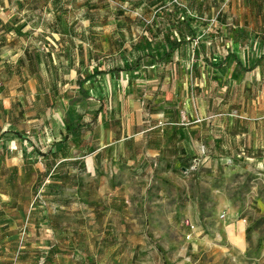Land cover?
<instances>
[{
	"label": "rangeland",
	"instance_id": "obj_1",
	"mask_svg": "<svg viewBox=\"0 0 264 264\" xmlns=\"http://www.w3.org/2000/svg\"><path fill=\"white\" fill-rule=\"evenodd\" d=\"M25 50L30 71L50 64L61 90L70 64L81 76L132 66L122 75L172 78L161 87L188 154L166 165L105 152L94 174L86 130L42 164L24 160L19 138L12 150L26 166L0 174L12 193L0 199V264H264V0H0V64ZM231 53L257 66L237 77ZM40 81L52 91L47 73ZM54 101L31 109L41 132ZM56 153L80 165L55 166Z\"/></svg>",
	"mask_w": 264,
	"mask_h": 264
},
{
	"label": "crops",
	"instance_id": "obj_2",
	"mask_svg": "<svg viewBox=\"0 0 264 264\" xmlns=\"http://www.w3.org/2000/svg\"><path fill=\"white\" fill-rule=\"evenodd\" d=\"M234 57L245 67L232 53L226 58V62L232 59L235 64ZM40 65L45 71L40 68L31 72L30 64H0V174L4 175L6 180L14 175L16 169L20 171L21 167L26 166L23 164L24 160L33 159L32 163L35 164L46 163L48 154L53 152L50 149L52 146L62 149L64 141L77 142V136L83 130H86L85 139L89 141L83 157L84 166L87 169L86 163L89 161L94 174L100 169L101 161L98 158L105 152H110V156L127 158L133 163L139 162L140 159H149L148 161L154 164L169 165L173 164L175 159H185L188 154L184 151L185 140L182 138L181 141H175L174 136L178 115L168 108L176 107L172 104L173 94L161 87L167 80H173L172 78L160 76L137 79L122 75L125 71L135 72L136 68L132 66L110 70H102L97 66L95 70L102 71L103 74L84 83L82 90L85 95H81L77 83L95 70L81 76L77 64H70L66 69L70 75L64 80L66 88L61 90L56 87L59 81L53 80L50 64ZM167 65L168 63H163L156 66L157 69H164ZM116 69L121 71L111 72ZM44 73L51 77L49 83L52 84V91L40 86V77ZM151 84L156 86L152 88L153 92L148 86ZM64 90L65 95L62 94ZM50 94L55 98L51 110L55 120H52L49 132L45 133L41 132L42 129L46 130V126L41 122L42 116L33 114L31 109ZM149 99L158 100L152 106ZM38 125L40 127H37ZM77 125L81 126L80 130L73 133L71 130ZM180 129L185 132L184 128ZM35 137L41 141L42 146L34 143ZM19 138H23L25 158L18 162L16 157L20 153L16 152L15 157L12 149L14 141H21ZM96 142H99L97 148ZM49 143L52 144L48 145ZM71 148L75 149L74 146ZM76 160V157L64 158L62 154L56 153L54 162L55 166H63L65 162V166L77 167L80 164L74 163ZM28 164L31 165L30 162ZM11 195L8 191H0L2 201H8ZM234 228L227 230L228 241L229 232ZM243 233L244 228L239 234V244L235 243L236 249H243ZM232 241L234 242L233 239Z\"/></svg>",
	"mask_w": 264,
	"mask_h": 264
},
{
	"label": "trees",
	"instance_id": "obj_3",
	"mask_svg": "<svg viewBox=\"0 0 264 264\" xmlns=\"http://www.w3.org/2000/svg\"><path fill=\"white\" fill-rule=\"evenodd\" d=\"M170 47H169V50L168 52L165 53L164 55V60L166 62H168L171 58V55L177 51L180 47H181V42L180 41H177V40H174L172 42L169 43ZM27 57H31V54L29 53L28 50H25L24 52V57H22L20 60H19V64H24L25 63V58ZM234 74L239 77L241 74L243 73H247V72H250L251 70H253L257 64L253 65L252 67H248V68H245L241 62L236 58L234 57ZM121 70H112L111 72H119ZM103 72L102 71H98V70H95L92 74L86 76L84 79H82L81 81H79L77 84H78V87L80 89V94L81 95H85V92L82 90V87H83V84L86 83L89 79H92L93 77H96V76H99V75H102ZM80 127L79 125H77V127L73 130H71L73 133L77 132L80 130Z\"/></svg>",
	"mask_w": 264,
	"mask_h": 264
}]
</instances>
